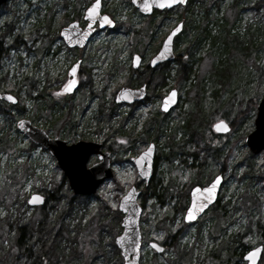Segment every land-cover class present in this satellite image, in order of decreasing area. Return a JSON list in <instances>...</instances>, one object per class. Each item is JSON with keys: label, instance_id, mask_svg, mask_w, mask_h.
<instances>
[{"label": "rangeland", "instance_id": "rangeland-1", "mask_svg": "<svg viewBox=\"0 0 264 264\" xmlns=\"http://www.w3.org/2000/svg\"><path fill=\"white\" fill-rule=\"evenodd\" d=\"M85 1L9 0L0 8V41L6 47L16 38L20 41L0 59V92H10L18 99L14 108L0 102V210L4 212L0 216V264H123L115 243L123 230L118 204L128 183L142 180L131 159L139 155L138 145L144 139L146 144L156 145L152 181L156 191L146 199L141 217V229L146 233L142 231L140 264H199L198 256L212 250L220 253L223 242L238 233L245 235V251L260 244L257 222L264 223V151L250 154L245 136L254 128L264 91V0H188L184 6L160 12L152 41L138 51L135 31L142 29L145 18L151 15H143L131 0H102V13L114 26L102 29L96 23L82 51L69 50L60 36L61 23L75 20L84 27L85 9L94 0H88L87 5ZM190 17L196 21L194 25L200 23L199 28L186 24ZM178 22L184 28L174 41L176 56L190 52L198 65L183 67L173 60L150 67L149 61L159 48L153 50L155 43L160 39L161 43ZM135 53L142 57L137 69L133 68ZM77 61L79 87L68 99L72 113L65 108L70 115L56 128L62 112H41L39 100L43 95L59 99L68 95L55 93L71 78L69 69ZM177 79L181 81L180 88L176 87L178 103L165 114L160 110L162 98ZM7 83L13 89H3ZM201 84L205 88L200 92ZM142 85L147 87L142 101L119 104L122 106L110 119L102 114L101 110L115 104L121 87ZM201 94V104L207 109L212 104L217 114L213 122L223 119L231 125L221 138L225 142L237 140L227 167L223 169L218 160H212L208 169L212 175L201 183L207 185L222 166L216 209L210 208L196 222L187 224L185 210L180 212L186 196H179L178 191L185 188L191 169L180 152L171 163L162 155L170 147L177 150L178 144L170 137L185 145L180 127L186 122L183 115L191 112V101ZM224 114L229 118H223ZM22 117L68 143L99 141L106 149L113 145L112 180L93 195H75L50 153L16 128ZM159 122L163 126L155 129ZM209 136L210 132L207 140ZM130 139L136 140L133 149H119L118 144H127ZM97 160L93 155L89 165ZM35 180L40 182L38 187ZM167 184L172 193L166 195L163 187ZM33 192L45 196L43 205L27 204ZM188 204L189 196L185 209ZM235 205L242 209H235ZM164 217L166 228H156ZM151 241L163 245L164 251L158 254ZM237 245L234 239L233 246L239 250ZM228 256L221 252L220 259L210 257L205 264H221ZM235 264L244 263L238 260ZM259 264H264V251Z\"/></svg>", "mask_w": 264, "mask_h": 264}, {"label": "water", "instance_id": "water-1", "mask_svg": "<svg viewBox=\"0 0 264 264\" xmlns=\"http://www.w3.org/2000/svg\"><path fill=\"white\" fill-rule=\"evenodd\" d=\"M7 1L8 0H0V6L6 3ZM187 2L188 0H186V3ZM142 3H144V0H136V3L134 5L140 10L142 14H145V15L152 14L154 10H160V11L168 10L176 6L186 4V3L185 4L176 3L170 7L166 6L165 8H158L155 6V4H153L151 11L144 12L140 8V5ZM100 5L101 6L98 9V12L100 13V15H106V14H101V7H102L101 0H100ZM90 6L91 5H89L88 7ZM85 16H86V11H85L84 18ZM97 21L90 22L92 24L91 28L88 27V23L85 27L82 28L79 26V22L76 21L77 27L75 29L68 27V25L72 23L71 22L67 26L61 29L60 35L68 47L82 48L89 42L91 35L95 31V24ZM113 25H114V22L110 25H104L99 22L100 28L112 27ZM177 26L180 27V31L172 35V40L169 43V50L166 53H164V55L161 56V53L164 52V41L167 39V37L170 34H172V30L176 28ZM182 29H183V23L179 22L169 31V33L163 39L158 52L151 58L150 64H149L150 67H156L164 62H170L175 58L174 39L182 31ZM62 32L66 34H62ZM136 57H140V56L138 54H134L133 56V67L134 68H138L142 61L141 57L138 61L135 59ZM154 59L156 60L155 64L152 63V60ZM76 64L77 63H74L73 65H76ZM78 65H77V68H78ZM76 80H77V76H76ZM78 85L79 83L77 80V83L72 88V91L66 92V93H69V94L73 93L78 88ZM172 91L176 92V97L173 102L169 103L167 109H165L164 107L165 97L169 95L170 92ZM6 94L13 95L10 92H0V99L8 103H11V104H16L18 102L17 98H16L15 103L7 101L5 99ZM146 94H147L146 85H142L136 88L123 86L117 91L116 96H115V102L116 103H128V104L137 103V102H140L142 99H144L146 97ZM167 95L163 97L161 107H160L161 111L163 112H168L178 102V91L176 89H171ZM19 120L25 121L26 127L23 130H20L18 128L17 122ZM219 121H224V123L227 125V131H224L223 129L217 130L216 128L213 127V125L218 124ZM219 121L215 122L212 125V130L215 133H219V134L227 133L230 130L229 124L225 120H219ZM17 122H16L17 129L21 133H23L26 137H28L36 145H40L44 149L48 150L49 153L55 158L57 165L62 170L64 176L68 179L69 187L70 189L73 190L75 195H84V196L93 195L94 193H96L99 186L106 179L111 178L113 176V171L111 168V152L109 150L104 149V144L102 142L78 140L76 142L68 143L66 140L60 137H51L44 129L33 124V122L30 119L20 118L17 120ZM245 142L249 150L253 154H259L264 150V92H263L260 102L257 105V114L254 120V129L250 133L247 134L245 138ZM150 144L153 146L152 154L150 157L145 158L142 164H137V160L140 158V154L146 151L147 148L143 150L137 157H134L132 159L133 163L135 164L137 168V172L139 176L146 183H149L151 181V178L153 175V163H154V157H155L154 155H155V148H156L153 142H151ZM93 155L97 156L98 161L89 165V160ZM263 167H264V156H263ZM142 170L147 173L146 176L140 175ZM217 176L221 177V180H220V183L216 187L214 197L210 198L209 200L204 199V197L207 196L206 193H203V192L194 193V190L197 188L203 189L205 187H208L211 185L212 181L205 186L195 185L191 189L190 202H189L188 207L192 205V202L194 199L198 205L206 204V207L203 208L202 212L196 213L195 220L187 221L184 219L186 223L196 221L199 217H201L204 214V212L209 207H211L217 201L220 187L223 181L222 174H218ZM133 189L135 190L134 192H132ZM130 192H132L131 197L125 200V197L128 196ZM35 194H39V193H35ZM140 194H141V190L137 189V187L133 185L128 189V191L121 197L119 201V205L123 204L124 207L123 208L119 207V210L123 213V218H122V223H121L123 230L118 236H122L124 237V239L122 240L123 247H121V245L117 243L116 245L120 249L123 259L124 257H127V261L124 260V264H140V251H141V245H142V233L140 229V222H141V215L143 212V208L140 205L139 200H138ZM44 202H45V197L42 203L31 204V206L42 205ZM186 213H187V209L185 211V215ZM153 243H156V242H151L150 245L152 246ZM159 247L163 249L162 246L159 245ZM256 247H259L261 249V252L257 254L256 264H258V262L261 259L264 247L263 245H258ZM155 250L158 253L162 252L157 249ZM252 250L253 248L250 249L249 251H252ZM247 253H245L244 255L245 260H246ZM247 262L248 264H250L249 261Z\"/></svg>", "mask_w": 264, "mask_h": 264}, {"label": "trees", "instance_id": "trees-1", "mask_svg": "<svg viewBox=\"0 0 264 264\" xmlns=\"http://www.w3.org/2000/svg\"><path fill=\"white\" fill-rule=\"evenodd\" d=\"M250 1V0H248ZM88 0L85 1V5H87ZM9 4V2L7 4H5L3 7L7 6ZM160 12L155 11L149 18H145L146 20V24L142 27V29L135 31V36L137 37V50L143 48L146 44V42H150L152 41L153 38V31H154V27L156 25L157 19L159 17ZM190 21H188V18L185 20L186 24L188 26H193L195 28H199V25H194L196 24V21L190 17L189 19ZM65 22L61 23L62 25ZM188 28V27H186ZM204 30V29H203ZM205 34L208 35V32L206 31ZM197 37V35H196ZM195 37V38H196ZM161 40V39H160ZM160 40H158L155 45L153 50H156L159 47L160 44ZM12 45H10L9 47L5 45L4 42L0 41V59L1 57L5 56V53L7 51V49H9L10 47H16L20 41L16 38L13 43L10 42ZM175 47L177 45V41L174 44ZM69 49V48H68ZM71 50V49H69ZM78 51H82L81 49H78ZM175 60L180 61V63H182L183 67H186L187 65H193L194 63L196 65H198V60L196 61V59L194 58V55L192 53H180L176 56ZM179 79V78H178ZM176 80L173 85L170 88L173 87H179L181 85V81ZM3 89H13V86L10 83H7L6 85H3L2 87ZM204 84H201V89L200 92L204 90ZM203 96V94H201L199 97H197V99H194L191 101V112L184 113L183 117L185 119V123L180 125L181 129L183 130L184 136L186 137V141H185V145L183 144H179L177 142V140L173 137V138H169V140H174V142H176L178 144V146L176 147L177 150L173 149L172 147H170L171 151H169L170 149H168L167 151H164L163 153V157L164 159H166L168 161V159L171 161L175 158L176 154L180 152V154H183L185 156L186 159L183 160V162L186 164V167L191 169V174L189 176V181L187 182V184L185 185V188L179 189V191L176 189V192L178 191V193H180L179 196L181 195H185V202L182 204L181 210L180 212L183 213V211L185 210V203L186 200L188 199L189 196V188H191L193 185L195 184H201L202 182H204L206 179H208L209 177H211V173L209 172L208 169H210V163L212 160H218L219 164H222L223 169L227 167V162L228 160H231L232 156L234 154H232V151L234 152V146L236 144V140H232V141H227L225 142L221 136L222 135H218L215 134L212 129H211V125L214 121V117L217 115L215 111L212 110V104L211 107L209 105V109H207L204 104H201V97ZM71 97V95H66L65 98L59 99V98H55L54 96L51 97H47L45 95L41 96V100H39V105L38 109L41 112H46L47 110H55V111H59L62 112L61 115L58 117L56 123H55V127L59 128L62 124H65L67 121V117L70 115L68 113H72V107L69 106V102L68 99ZM3 102V101H0ZM4 105H7L6 102H3ZM12 108H14V105H9ZM122 105L119 104H114L112 106H109L106 110L103 109L101 110L102 114L107 117L108 119L112 118V116H114L117 113V110L121 107ZM69 109L68 113H66V109ZM117 109V110H116ZM63 110V111H62ZM231 109L228 112V115H231ZM210 114V115H208ZM223 118H229L228 116H226L225 114L222 115ZM234 120L232 122V125H234ZM163 124L161 122H159L156 126L155 129H159L160 127H162ZM166 128V127H165ZM208 132L211 133V136H209L210 139L208 140H212L209 142L207 140L208 137ZM229 137V136H228ZM243 139V138H240ZM154 140V139H153ZM156 141V139L154 140ZM136 143V140L133 142V140L130 139V142H128L127 144H118L119 149H124V148H128L126 151L133 149V144ZM147 140H141V143L138 145L140 147V149L138 151H141L143 149L144 146H146L147 144ZM113 145H109L107 146V149H109L111 151V153H115V150L112 147ZM236 147V146H235ZM163 149H165V145L163 147ZM125 150V149H124ZM181 150H184L183 152ZM251 154V152H250ZM169 155V156H167ZM159 156V155H158ZM200 159L202 160L200 162ZM199 161L197 164L195 163L196 161ZM190 162V163H189ZM222 166L220 168V172L223 173V169ZM137 173V171H136ZM155 173V172H154ZM154 173L152 176V179L150 181L149 184H145L143 183V180H140L139 182L132 180L131 182L128 183V188L129 189L132 185H136L138 188L142 189V196L140 199V203L142 205V207L145 209L146 208V199L148 198V196L151 194H153L156 191V185L152 184V181L154 179ZM117 184H120V182L117 181ZM165 189V193L167 194H171L172 193V189L171 186L169 184L165 185L163 187V190ZM264 189V188H263ZM164 195H159V197H163ZM166 197V196H165ZM164 198H160L161 202H164L165 200ZM119 199V198H118ZM219 201V200H218ZM219 202H217L218 204ZM216 206V205H215ZM214 206V207H215ZM212 207L211 209H216ZM235 209H242L241 207H237L235 205L234 207ZM221 216H223V212L220 213ZM165 217L164 219H160V221H158L155 224L156 228H166L164 225L165 222ZM222 223L221 219L219 221L218 224ZM257 227L260 229L259 232V237L261 240V243L264 242V223H262L261 221L257 222ZM187 228V227H185ZM180 229V228H179ZM142 231L144 233L145 232V228H142ZM244 236H242V234H236L235 237L232 240L228 241H224L223 242V247L221 248V252L228 253V258L225 259V261L221 264H235L236 261L238 260H242L243 261V254L245 252V249L248 248L246 245L242 244L244 241ZM173 237H175V235H173ZM234 239L238 242L237 247L241 248L239 250H236L233 246V242ZM164 243V242H163ZM165 245L170 246V243H164ZM232 250V251H231ZM180 252V251H179ZM220 253H217L215 250L209 251L207 254L203 255V256H198L196 259L199 261V264H205L210 257H216V259H220ZM186 254V253H184ZM180 261H181V255H180ZM244 263V262H243ZM178 264H181V262H179ZM245 264V263H244Z\"/></svg>", "mask_w": 264, "mask_h": 264}, {"label": "snow or ice", "instance_id": "snow-or-ice-1", "mask_svg": "<svg viewBox=\"0 0 264 264\" xmlns=\"http://www.w3.org/2000/svg\"><path fill=\"white\" fill-rule=\"evenodd\" d=\"M132 3L135 4L136 0H132ZM185 4L186 0H144V3H142L140 5V8L144 11V12H149L152 9V5L155 4L156 7L158 8H165L172 6L173 4ZM100 0H95L94 3L91 4L90 7H87L86 9V16H85V23H88V27L91 28L92 24L90 22L92 21H99L101 24L104 25H110L113 23V21L107 16V15H100V13L98 12V9L100 8ZM2 23V22H0ZM69 28L75 29L77 27V22L73 21L70 25H68ZM180 31V27L177 26L176 28H174L172 30V34H170L167 39L164 41V52L161 53V56L164 55V53H166L169 50V43L172 40V35H174L176 32ZM62 34H66L64 32H62ZM25 39H27V37H25ZM137 61L140 59V57H136L135 58ZM152 63L155 64L156 60H152ZM79 64V61H77L76 65H73L70 69H69V76L71 77L67 83L64 84V86L59 89V91L57 93H55L56 95H59L60 93L63 92H71L72 88L76 85L77 80H76V73H77V65ZM176 97V92L172 91L170 92L169 95H167L165 97V101H164V107L165 109H167L169 103L173 102L174 99ZM5 99L7 101L16 102V97H14L11 94H6ZM18 124V128L20 130H23L26 127L25 121L24 120H19L17 122ZM214 128H216L217 130H221L223 129L224 131H227V125L224 123V121H219L218 124L213 125ZM152 150H153V146L151 144L148 145L146 151L142 152L140 154V158L137 160V164H142V162L144 161L145 158L150 157L152 154ZM140 175L142 176H146L147 173L145 171H141ZM221 177L216 176L212 182L211 185L208 187H205L203 189H195L194 193H199V192H203L206 193L207 196L204 197L205 200H209L210 198L214 197V193L216 190L217 185L220 183ZM33 183H35V185L38 187L39 186V181L35 180ZM135 190L133 189L132 192H134ZM132 192L129 193L128 196L125 197V200L129 199L131 197ZM44 201V196L43 195H39V194H35L34 192L32 194L29 195L28 199H27V204H40ZM113 208H116L117 205L113 204L112 205ZM119 207L123 208L124 205L120 204ZM206 207V204H197L195 199L192 202V205L190 207L187 208V213L186 215L183 217V219L187 220V221H192L196 219V213L197 212H202L203 208ZM4 215L3 210H0V216ZM124 239V237L122 236H117L115 238V243L120 244L121 247H123L122 244V240ZM8 241H5V244H7ZM152 248L153 249H157L159 251H163V249H161L159 247V245L157 243H153L152 244ZM13 251H17V249L13 248ZM261 252V249L259 247H254L252 251H249L247 253L246 256V260L250 262V264H256L257 261V254ZM124 260L127 261V257H124Z\"/></svg>", "mask_w": 264, "mask_h": 264}]
</instances>
